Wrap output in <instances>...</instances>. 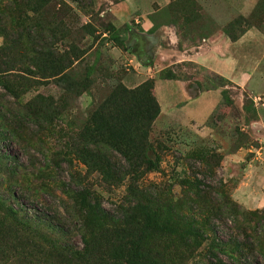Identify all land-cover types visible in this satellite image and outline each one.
<instances>
[{
  "label": "rangeland",
  "instance_id": "obj_1",
  "mask_svg": "<svg viewBox=\"0 0 264 264\" xmlns=\"http://www.w3.org/2000/svg\"><path fill=\"white\" fill-rule=\"evenodd\" d=\"M38 1L31 0L38 5L36 12H28V19L17 24L0 20L8 30L6 39L0 32V48H10L0 49V58L15 63L8 74L0 75V154L16 161L13 165L0 156V202L11 213L5 226L19 236L11 241L12 249L0 255V264H34V250H57L49 244L86 247L79 194L113 214L132 206L138 194L141 202L155 199L161 223L167 207L176 210L178 204L193 207L189 214L195 219L214 222L217 238L204 230L207 239L188 236V245L182 243V233L163 231L168 237L158 247V264H218V258L224 264H264V0H241L250 3L249 11L226 15L220 23L195 0L151 5L154 23L174 24L181 43H194L216 31L237 37L255 28L257 43L234 50L242 69L252 72L243 87L188 61L153 72L156 58L149 57L145 42L137 43L136 24H115L109 8L121 0ZM237 2L205 0V5L224 3L231 10ZM4 4L0 0V17ZM19 30L26 31L27 38L23 35L15 42ZM37 58L47 61L39 63ZM66 58L71 65L61 69ZM161 61L165 65L169 58ZM154 76L190 81L191 92L219 88L220 99L202 125L166 117L167 110L156 116L148 132L157 146L155 167L139 180L121 175L110 182L77 158L105 152L123 162L106 146L95 147L90 137L93 115L120 87L139 89L157 102ZM158 96L162 101L166 97L160 91ZM201 157L208 158L204 162ZM12 194L18 203L59 222L66 232L54 235L45 227H34L27 220L30 212L19 208ZM235 239L250 245L239 257Z\"/></svg>",
  "mask_w": 264,
  "mask_h": 264
},
{
  "label": "trees",
  "instance_id": "obj_2",
  "mask_svg": "<svg viewBox=\"0 0 264 264\" xmlns=\"http://www.w3.org/2000/svg\"><path fill=\"white\" fill-rule=\"evenodd\" d=\"M4 3L1 11L3 15L0 20L14 21L16 24L20 20L28 19V12H36L38 5L32 4L31 0H4ZM1 31L6 39L5 35L8 34V30L1 27L0 24ZM16 35L15 42L20 41L23 35L27 38L26 31L19 30ZM229 38L234 40L236 36L229 35ZM0 49L9 51L10 48L6 45ZM37 59H40L39 63L47 61V58ZM64 61L65 63L62 64L61 69L68 68L71 65L68 58ZM13 67H15V63L13 64L12 59L3 60V58H0V75L8 74ZM2 85L9 88L6 82H3ZM140 92L139 89L117 88L101 104V109L93 115L90 129L92 142L97 148L106 146L108 151L113 150L119 153L123 160L122 164L116 161L115 156H106L105 152L77 155V158L86 168L101 173L110 182L114 179L113 182H116V179L121 175L122 177L127 175L128 179L132 181L139 180L144 173L153 169L157 162V154L154 153L157 151V146L149 141L148 132L150 125L159 112V106L156 100L151 97L145 98ZM148 152H151L153 157H150ZM0 156L9 159L13 165L16 163L12 155L1 153ZM207 158L201 157L199 160L205 162ZM134 195V198H137L138 201H135L132 206L121 208L113 214L107 212L98 204L88 202L82 194H79L82 203L80 207H83L84 210L81 220L84 222L82 237L86 247L80 249H72V247L70 249L67 248L68 246L65 247L66 245L49 244L52 251L55 250L54 246L57 249L53 254L48 253L49 251L45 253L39 247L33 251L35 259L32 254L30 256L34 264H158V258L162 255L158 247L161 241L168 237L162 234L163 231L169 230V232H166L178 231L182 233V235L179 234V237L181 236V241L185 245L190 243L188 236H191L194 241L198 238L200 240L207 239L203 235L204 230L211 234L212 239L217 238L214 222H211L208 217L203 219L192 217L190 214L193 207L182 208L180 204L177 205L176 210L167 207L166 218L164 217L163 223H161L158 219L159 209L156 206L155 199L148 197L149 199L146 200L144 196L146 202H141L142 198H139L138 194ZM12 196L19 208L27 209L30 212V215L27 214L29 217L27 220H31L35 224L34 227H45L50 234L54 235L66 232V229L59 222H54L52 218H46V214L34 211L36 207L24 206L21 202L18 203L15 195L12 194ZM8 215H11V213L7 214V209L0 202L1 256L12 249L11 241L19 237L17 230L5 226V219ZM215 219L220 220L221 218L216 216ZM232 242L235 248L239 249L236 252L238 257L241 255L242 249L249 250L250 245L247 241L242 242L235 239ZM217 243L219 244L220 241ZM59 248H62L63 251L58 250ZM217 263L224 264L219 258Z\"/></svg>",
  "mask_w": 264,
  "mask_h": 264
},
{
  "label": "crops",
  "instance_id": "obj_3",
  "mask_svg": "<svg viewBox=\"0 0 264 264\" xmlns=\"http://www.w3.org/2000/svg\"><path fill=\"white\" fill-rule=\"evenodd\" d=\"M202 5L208 14L215 17L219 23L220 18L226 15L231 17L233 14H245L250 7V3L238 0L232 9H226L224 3L220 6H206L205 0H195ZM163 3L165 0H121L111 5L109 10L114 18L115 24H136L137 43H146L150 58L154 61L153 72L157 73L164 67L188 61L197 66L204 67L216 75L226 79L236 86L243 87L247 80L252 78V72L243 70L240 57L235 53V47L243 44H256L260 38L255 28H246L234 40L229 39L220 31L200 37L196 42L181 43V39L176 33L174 24L158 23L155 24L151 18L154 10L151 8L153 3ZM129 58H136L130 54ZM142 58H147L143 56ZM164 58H169L165 63ZM172 59V60H170ZM161 67H155V64ZM190 82V81H189ZM187 82L179 77L157 76L153 79L152 88L158 102L159 112L157 117L163 116V111L167 110L170 117L180 122H194L202 125L207 121L212 111L215 109L220 99L219 88H204L190 91L192 82ZM160 93L166 95L162 101L159 99Z\"/></svg>",
  "mask_w": 264,
  "mask_h": 264
}]
</instances>
